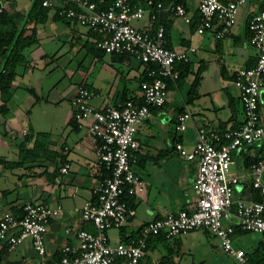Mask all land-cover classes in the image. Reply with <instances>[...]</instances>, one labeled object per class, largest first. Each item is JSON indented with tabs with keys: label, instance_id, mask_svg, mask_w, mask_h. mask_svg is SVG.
<instances>
[{
	"label": "crops",
	"instance_id": "crops-1",
	"mask_svg": "<svg viewBox=\"0 0 264 264\" xmlns=\"http://www.w3.org/2000/svg\"><path fill=\"white\" fill-rule=\"evenodd\" d=\"M185 4L193 17L190 24L169 14L161 19L166 24L165 36L169 47L193 45L196 48L187 62L193 69H200L198 96L187 101V90L193 74L188 75L181 84L173 81L166 102L152 107L147 118L137 126L140 147L136 170L144 180V188L138 195L128 197L132 199L130 207L136 212L117 228V233L111 235L108 232L111 242L127 239L134 234L139 236L143 224L162 216L165 209H191L198 199L194 186L197 162L181 156L176 142L190 149L195 144L199 126L225 130L238 126L244 120L234 72L256 62L257 49L250 43L248 22L264 5V0H246L240 7L231 33L223 39L215 37L214 29L198 26L195 0H186ZM140 21L142 27L149 25L145 19ZM33 31L34 42L22 49L24 61L16 67L13 90L25 87L35 94V103L40 98L38 92L44 90V81L53 74L49 70V74L38 76L35 68L42 67L40 71L45 72L57 59L63 60V64H74V79L66 82L61 92L53 84L47 96L48 102L56 103L67 96H71L72 102L80 84L99 93L93 99L97 107L118 104L128 98L140 99L139 84L145 66L138 75V81L136 71L139 70L138 62H143L127 54L105 52L97 44L98 35L87 26L59 16L51 8L39 18L26 22L24 35ZM55 48L51 53V49ZM263 94L264 86L260 95V117L264 125ZM7 105L5 111H0V214L11 211L19 216L23 203L30 199L51 205L60 204L62 210L50 220L45 234L47 254L57 258L62 245L72 241L71 235L66 232L67 227L95 230L94 224L83 221L79 212L85 200H96L95 188L101 179V166L94 155V143L86 128L79 127L73 119V108L67 122L72 125L75 134L67 132L64 136L52 135L47 141L27 138L18 142L14 132L18 122L23 124L22 109L11 107L8 102ZM186 108L191 111V117L186 128L178 132L175 128L177 116ZM43 114H47V111L44 110ZM24 128L29 130L25 134L29 136L30 128ZM263 155V141L243 145L232 152L231 173L239 176L236 184L239 189L234 198H254L253 193L257 190L251 184L249 164ZM66 163L70 167L63 172L61 168ZM240 167H244V170L237 173L235 170ZM229 221L236 226L237 234L241 229L236 219ZM164 238L170 237L160 234L147 241L141 264H153V260L158 258L169 260L172 264H194L191 259L175 260L173 254L177 248L165 245L162 241ZM37 260L38 255L28 240L14 249L7 246L0 248V264H35Z\"/></svg>",
	"mask_w": 264,
	"mask_h": 264
},
{
	"label": "built area",
	"instance_id": "built-area-1",
	"mask_svg": "<svg viewBox=\"0 0 264 264\" xmlns=\"http://www.w3.org/2000/svg\"><path fill=\"white\" fill-rule=\"evenodd\" d=\"M186 0H41L43 6L55 9L59 15L75 20L102 35L98 46L109 53H121L147 65L148 78L140 81V99L128 98L118 104L97 107L93 99L99 93L80 84L72 100V117L86 128L94 143V155L101 166V179L95 188L96 200H85L79 208L83 221L94 224L95 230L67 227L72 241L60 248L57 258L49 257L45 234L49 222L62 210L30 199L23 203L21 215L11 211L0 214V248L14 249L28 240L38 255L35 264H141L147 239L151 235L173 237L193 229H208L219 237L222 248L237 264H251L247 251L234 245L236 219L238 228L264 233V156L252 160L248 174L261 199L233 197L239 176L231 173L232 152L264 137L261 123L260 95L264 86V5L249 22L250 43L257 49L256 62L238 68L236 83L240 90L244 120L236 127L219 130L199 126L192 148L181 142L175 146L181 156L197 162L194 186L198 199L191 209H165L162 216L143 224L139 236L111 242L109 230L120 228L135 209L125 196L138 195L144 180L137 172L140 142L137 126L154 106L163 105L169 96L167 79L180 76L178 62L188 61L195 46L172 48L167 45L166 24L161 14L180 18L186 24L193 17ZM198 26L214 29L218 39L227 37L236 23L240 7L246 0H195ZM1 10V9H0ZM147 20L148 26H136L134 20ZM191 111L186 108L176 120L175 128L183 131ZM24 128L23 133L27 134ZM70 164L61 170L66 172ZM107 172L108 174H105ZM153 264H172L158 258Z\"/></svg>",
	"mask_w": 264,
	"mask_h": 264
},
{
	"label": "rangeland",
	"instance_id": "rangeland-1",
	"mask_svg": "<svg viewBox=\"0 0 264 264\" xmlns=\"http://www.w3.org/2000/svg\"><path fill=\"white\" fill-rule=\"evenodd\" d=\"M33 1L34 0H0V4H11L13 7L11 11H17L22 16L31 8ZM16 22L17 25H19L21 22V17L18 18ZM133 24L140 27L141 21L134 20ZM0 27H2L1 24ZM67 47H69L68 44ZM56 49L57 48L53 50L51 49V53ZM63 63V60L55 59L53 65L48 66L45 72L40 71L43 70L42 67L35 68L36 75L38 76H41L42 74L45 75V73L49 74V70L53 72V74L44 81V90L42 92H38L40 98L37 99L35 103L33 102L36 97L35 94L30 92L25 87H16L13 90L8 104L11 107H20L22 109L21 116L23 117V124L18 122L14 132L15 139L18 142L24 141L27 138H39L43 141H47L52 135L57 137L64 136L67 132H71L73 134L76 133L71 129L72 125L67 122L68 114L73 108V104L70 100L71 96H67L56 103L47 101V96L50 93L49 89L53 84L61 92L62 88L65 87L66 82H70L69 80H71L74 76L72 73L74 64ZM138 65L139 70L136 71L137 81L139 80L138 75L144 68L145 64L138 62ZM31 84L35 85L34 83ZM51 98L55 99L54 96ZM263 105L264 94L262 95V107ZM44 110L47 111V114H43ZM23 127L30 128L31 133L29 136H26L23 133ZM260 141L264 142V137L261 138ZM242 170H244V167L237 168L235 171L240 173ZM138 171H141L140 168H138ZM238 189L239 188L236 185L235 191L233 192V197H236ZM117 232L118 229L115 228L109 230V234L111 235ZM162 241L165 243V245H173L177 248L176 252L173 254L175 260L177 261L180 259H191L194 264H236L235 258L222 248L219 237L205 228L193 229L186 233H181L170 238H164ZM234 245L244 247L250 253L254 263L264 259V234L262 233L240 230L234 236Z\"/></svg>",
	"mask_w": 264,
	"mask_h": 264
},
{
	"label": "trees",
	"instance_id": "trees-1",
	"mask_svg": "<svg viewBox=\"0 0 264 264\" xmlns=\"http://www.w3.org/2000/svg\"><path fill=\"white\" fill-rule=\"evenodd\" d=\"M0 9H1L0 24L2 25V27H0V98L2 100L0 104V111H5L8 108L7 102L12 96V92H13L12 81L15 77L16 67L18 64L24 61L22 49L25 46L32 44L35 39L34 31L29 35H24L25 24L28 20H34L39 18L47 10L51 9V7L43 6L41 0H34L32 2L29 13L27 14L25 12L22 16L17 11L11 12V10L13 9L11 4L8 5L0 4ZM55 12L56 14H58L56 10ZM162 16H165V14L164 13L161 14V17ZM197 16L198 15L196 14L195 19L197 18ZM20 17H21V22L19 25H17L16 21ZM24 17L25 20H23ZM91 31L96 33L98 35V38L102 37L101 34L93 30ZM178 68L180 70V76L177 80L174 81V83L176 84H181L184 80H186L188 75L190 74L194 75L187 90V101L189 102L198 96L197 87L200 79V69L197 70L193 69L190 63L187 61L178 62ZM146 78H148V76H147V65L145 64V68L143 70L141 79L143 80ZM167 83L169 89L173 87L172 80L167 79ZM104 173L108 174L107 172ZM253 196L255 199H261V195L257 191H254ZM128 197H132V196H125L124 199L126 200L128 205L131 206L132 199ZM132 236H138V234H134ZM152 236H160V234L149 236L147 241H149ZM247 254L250 253L248 252ZM250 260H251V264H264V259H261L257 263H254L252 261V257L250 256Z\"/></svg>",
	"mask_w": 264,
	"mask_h": 264
},
{
	"label": "water",
	"instance_id": "water-1",
	"mask_svg": "<svg viewBox=\"0 0 264 264\" xmlns=\"http://www.w3.org/2000/svg\"><path fill=\"white\" fill-rule=\"evenodd\" d=\"M29 11H30V9L27 11V14L29 13ZM27 14H26V15H27Z\"/></svg>",
	"mask_w": 264,
	"mask_h": 264
}]
</instances>
